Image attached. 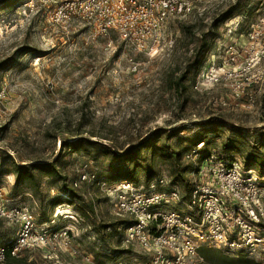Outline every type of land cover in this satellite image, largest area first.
<instances>
[{
    "label": "rangeland",
    "instance_id": "obj_1",
    "mask_svg": "<svg viewBox=\"0 0 264 264\" xmlns=\"http://www.w3.org/2000/svg\"><path fill=\"white\" fill-rule=\"evenodd\" d=\"M57 2L0 1V186L13 201L30 205L40 229L69 230L77 250L40 246L26 249L20 256L25 264L141 262L150 254L138 242H128L125 230L119 228L114 235L105 236L110 228H101L103 223L123 218L108 195L116 183L107 178L109 157H95L101 149L93 145L60 155L61 142L80 135L121 149L157 128L183 126L181 136L196 137L217 116L216 133H209L199 150L217 153L230 125L252 144L256 129L264 133V75L260 73L264 60L257 56L264 49V35L249 45L248 32L253 25H264V0L201 2L192 14L169 20L151 54L125 44L117 33L95 35L84 22L63 25L54 21L51 11ZM190 23H195V35L184 32L183 25ZM201 35H206L209 44L203 68L196 63L203 52ZM230 44L248 46L241 59L251 71L216 83L202 77L213 62L224 61L223 48ZM187 69V89L181 93L175 89V80ZM238 82L246 83L240 96L233 90ZM193 150L185 157L195 161ZM244 154L238 151L232 156L245 167ZM9 155L21 162L58 157V169L69 185L83 171L94 173L96 179L75 188L81 199L62 193L59 177L46 175L42 176V194L24 183L19 189L23 192L15 198V174L7 172L12 166ZM159 168L166 188L171 182L168 166L163 163ZM253 168L264 182V168ZM138 185L145 187L142 182ZM164 207L189 209L185 203ZM17 230V224L0 222V245L14 239ZM222 252L217 250L221 257L236 260L234 264L247 260L264 264V252L258 258L242 254L243 259ZM196 264H208L206 257Z\"/></svg>",
    "mask_w": 264,
    "mask_h": 264
},
{
    "label": "built area",
    "instance_id": "obj_2",
    "mask_svg": "<svg viewBox=\"0 0 264 264\" xmlns=\"http://www.w3.org/2000/svg\"><path fill=\"white\" fill-rule=\"evenodd\" d=\"M57 1L51 11L54 21L63 25L84 22L95 35L117 33L125 44L151 54L157 49L162 28L172 17L188 16L206 0ZM248 35L249 45L260 41L264 25H253ZM223 50L224 61L219 65L213 62L202 77L216 83L251 71L252 67H245L241 59L249 51L248 46L230 44ZM257 56L260 61L264 60V49L257 52ZM260 73L264 75V66ZM246 79L250 83V78ZM245 85V82L236 83L233 87L236 96L244 92ZM202 145L203 142L198 143L191 153L193 157ZM209 161L201 166L198 175L202 182L195 185L188 200L180 186L156 189L164 185V179L149 189L137 187L130 181L117 182L108 189L117 215L132 220L125 229L126 240L138 242L150 254L144 261L120 264H196L204 247L255 258L264 252L262 178L254 168H246L237 160L216 164ZM94 178V173L83 171L72 185L77 187ZM169 203H185L189 209L164 207ZM0 219L18 225L16 237L0 245V264L6 262L8 255L18 257L24 250L40 246L59 245L77 253L69 230L40 229L30 205L13 201L1 186Z\"/></svg>",
    "mask_w": 264,
    "mask_h": 264
},
{
    "label": "trees",
    "instance_id": "obj_3",
    "mask_svg": "<svg viewBox=\"0 0 264 264\" xmlns=\"http://www.w3.org/2000/svg\"><path fill=\"white\" fill-rule=\"evenodd\" d=\"M2 1V0H0ZM226 17V16H225ZM223 18H219L221 21ZM216 23V22H215ZM195 23L183 25L185 33L195 35L194 28ZM196 46V45H195ZM199 47L202 48L203 52L201 57L196 60L198 67H204L205 54L209 48L208 40L206 35H201V43ZM194 49V48H193ZM199 53V51H197ZM188 67V66H187ZM201 68V69H202ZM188 69L182 72L175 80V89L178 92L184 93L187 89V76ZM218 117H213V120L208 121L209 125L204 124V132L197 135L196 137L181 136L180 134L185 126L182 128L169 127V128H157L150 136L140 139L137 142L129 144L127 147L116 149L110 144L91 140L78 135L75 139L69 140L64 138L61 142L60 155L66 154L67 152H75L79 150H87L91 145L100 147L101 153L96 154L95 157L106 155L109 157V169H107V178L114 182L130 181L133 182L137 187L140 182L145 184L144 189H149L152 184H158L161 179V171L159 166L163 163L167 164L168 171L171 176V182L167 189L173 186H180L184 192V198L189 199L192 195V191L195 185L200 184L202 181L200 178H192L200 173L203 162L208 164L211 160L213 164L216 163H230L233 160L234 152H245L244 154V165L246 168H253L254 166L262 169L264 168V133L257 132L256 137L252 140V144L248 138L239 132L233 125H230V133L224 138L220 145L217 153L202 149L196 152V158L189 160L185 155H189V151L195 149L200 142L208 141L207 135L214 132L215 126L219 124ZM228 125V124H224ZM229 126V125H228ZM216 133V132H214ZM218 135V134H217ZM244 148V149H242ZM12 166L7 172L15 174V184L13 187L12 195L17 198L22 190H19L24 183L35 192L36 194H42L41 185L43 183L42 176H51L52 179H59L62 181L61 192L66 194L68 197L73 199H81L82 195L72 185L67 182L66 176L62 175L58 169V157L52 161L47 160H31V161H17L12 156ZM210 162V161H209ZM142 177V178H141ZM54 180H52L53 182ZM160 187V185L158 186ZM0 222H5L0 219ZM6 223V222H5ZM132 220L126 218H119L118 220L111 221L109 223L101 224L102 230L110 228V232L105 234L108 236L114 235L113 231H117L119 228L125 230ZM215 250V251H213ZM217 250L223 253L221 249L207 248L204 247L200 251L201 257H206L208 264H234L236 260L221 257L217 253ZM216 252L217 256L213 253ZM212 253V254H211ZM219 255V256H218ZM238 259H243L244 256H240ZM5 263L9 264H25V259L21 256L8 255ZM4 263V264H5ZM245 264H256L254 260H247Z\"/></svg>",
    "mask_w": 264,
    "mask_h": 264
}]
</instances>
